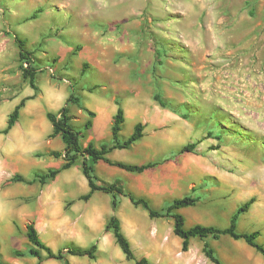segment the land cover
<instances>
[{"label": "rangeland", "instance_id": "374dc122", "mask_svg": "<svg viewBox=\"0 0 264 264\" xmlns=\"http://www.w3.org/2000/svg\"><path fill=\"white\" fill-rule=\"evenodd\" d=\"M13 36L33 52L36 93L22 79ZM71 86L80 99L68 106L71 124L84 132L83 146L111 144L116 100L125 118L120 141L137 123L144 126L139 147L113 150L108 158L133 165L159 162L139 174V196L155 197L162 185L170 191L162 205L150 201L153 208L194 189L196 205L178 211L185 227L226 228L236 208L254 198L237 230L259 232L257 242L264 246V0H0V256L6 264L37 263L13 255L27 248V224H34L40 241L54 252L87 248L98 237L91 207L108 200L111 208L105 193L95 192L94 201V193L87 201L79 199L89 190L81 160L42 186L10 182L15 174L30 180L35 172L63 165L48 155L62 152L63 143L49 137L46 113L64 105ZM155 94L165 107L153 100ZM25 98L17 119L25 137L11 141L12 131L3 133L7 118ZM29 104L40 109L33 138L27 136L24 111ZM86 121L92 124L88 131ZM197 141L192 152L178 154ZM120 172L133 175L103 162L95 166L98 183L120 181L129 190ZM123 199L128 200L120 196L118 208ZM163 222L173 235L172 221ZM165 242L173 245L168 237ZM200 244L193 239L190 254ZM84 260L68 257L69 264ZM149 262L168 264L166 256Z\"/></svg>", "mask_w": 264, "mask_h": 264}, {"label": "trees", "instance_id": "16d2710c", "mask_svg": "<svg viewBox=\"0 0 264 264\" xmlns=\"http://www.w3.org/2000/svg\"><path fill=\"white\" fill-rule=\"evenodd\" d=\"M34 18L35 14H32L30 19ZM13 39L18 50V63L22 79L26 81L28 86L36 93L38 92L36 77L39 73V69L36 66V60L33 57V52L26 49V41L24 39H21L18 36H13ZM84 69L85 66H83L81 71L82 74L84 73ZM73 88L74 86H71L69 96L65 100L64 105L56 113H46V119L51 124L52 130L49 137L54 138L58 136L63 143L62 152H50L48 155L56 159L61 158L63 160V165L61 168L50 169L44 173L35 172L33 178L30 180L15 174L11 177L10 182L22 183L25 185H31L37 182L42 186L50 181H53L60 171L71 168L78 160H81V173L86 179L89 190L87 194L81 196L79 199L82 201H87L95 192L105 193L111 197V210L113 214L106 222L104 226V232H110L113 235L115 243L125 256V259L127 261L133 262V264L153 263L149 262L146 258L137 259L133 254L129 241L121 231L119 220L114 215V212L119 205L120 196L127 198L132 206L139 207L140 209L144 210L147 213L148 218L151 220H171L172 232L181 240L182 252L188 251L190 240L197 238L202 242V253L209 260V262L212 264H223L218 259L214 249L210 246L207 239L216 241L222 236H228L235 241H243L249 247L253 248L257 253H259L264 260V246L257 242L259 232L254 231L244 233L238 232L237 230V221L239 217L248 211L250 205L254 203V198H251L243 205H240L236 208V210L231 215L229 224L226 228H218L212 225L205 226L200 224L186 228L184 217L178 213V211L181 209L194 207L196 205L199 199L198 197L192 195L195 192L194 189L191 190L190 194L184 195L181 198H176L169 204L159 209H155L152 207L149 199L143 196H136L131 191L126 190L120 181H114L110 184L98 183V178L95 174V166L99 162H103L109 167L117 168L133 174H142L150 169H153L159 165V162L150 161L140 165H133L120 161H112L107 158V155L113 150L129 149L143 137L144 126L141 123H137L133 128V132L125 140L120 141V131L125 118L119 100L115 101L117 108L115 114L112 117V123L110 127L112 141L111 144L101 145L99 148H97L91 142H89L83 146L81 144V140L84 138V132L75 129L72 126V116L70 115L68 107L69 104L79 105L80 99L78 96H75ZM27 99L29 98L22 99L8 116L6 127L3 131L4 134H7L15 125L19 117V110L23 107L24 101ZM153 100L161 107H165V103L157 94L153 96ZM88 115L91 117L95 116V114L92 112H88ZM91 125L92 124L90 121H86L83 125V130L88 131L91 128ZM199 142L200 141L184 145L179 150L178 154L192 152ZM25 237L28 243L27 248L23 252L16 250L13 252V255L17 258L24 256L34 258L37 260L36 264H41L43 261L47 260H55L61 264H69L68 257H85L90 260L96 259V244H92L87 248L69 246L59 249L56 252L52 251L40 241L33 223L26 225ZM42 253H44V255ZM0 264H6L1 261V256Z\"/></svg>", "mask_w": 264, "mask_h": 264}, {"label": "crops", "instance_id": "0c3cea01", "mask_svg": "<svg viewBox=\"0 0 264 264\" xmlns=\"http://www.w3.org/2000/svg\"><path fill=\"white\" fill-rule=\"evenodd\" d=\"M25 113L29 118L27 136L33 138L36 137L37 132L35 130L34 119L37 114H40V109L35 104L27 105L24 109ZM134 114H139V107L136 108ZM38 114V117H39ZM36 115V116H35ZM41 116V115H40ZM12 133L9 136L11 141H22L25 137L23 129L20 128L19 122L17 121L11 129ZM133 132V131H132ZM2 141V139L0 138ZM3 144V142H2ZM136 144V143H135ZM139 147V141L136 146ZM151 149V146H146ZM109 155H107L108 158ZM109 159V158H108ZM144 164V163H143ZM139 165V164H137ZM122 173L121 175L125 180H128V189L135 195L139 196V174H127ZM145 173V172H144ZM143 174V173H142ZM166 186H169L171 182L169 178L165 180ZM164 184V183H162ZM164 186V185H162ZM161 186V190L157 196H152L150 193L145 194L149 201L155 204L162 205L164 201L168 200L170 191L167 188ZM96 193L93 194L91 200L97 197ZM129 200L123 199V207L119 208L114 212V215L118 218L120 228L124 236L129 241L130 247L133 254L138 258H146L149 261L156 262L161 257L167 258L168 264H212L202 253V245L196 247L195 253L190 254L193 246V239L190 240L189 249L186 252L181 251V240L174 234L166 230L163 219H153L152 222L146 221V217L141 213L139 207L129 206ZM108 200L104 202L103 206L91 207V223L94 225L95 235H97V252L96 259L89 260L86 258L83 264H126V259L113 238V235L104 232V225L113 214L111 208L107 206ZM121 203V204H122ZM151 220V219H150ZM170 230L172 231V225L170 223ZM168 237L172 241L173 245L165 242V238ZM228 239L212 240L211 247L214 249L215 242L221 240V247L219 251H215L218 259L223 264H264L262 256L257 253L253 248L247 244L240 243L241 240L235 241L228 236ZM243 242V241H242ZM257 253L260 256H257ZM42 264H60L57 261L47 260Z\"/></svg>", "mask_w": 264, "mask_h": 264}, {"label": "bare ground", "instance_id": "6f19581e", "mask_svg": "<svg viewBox=\"0 0 264 264\" xmlns=\"http://www.w3.org/2000/svg\"><path fill=\"white\" fill-rule=\"evenodd\" d=\"M1 141V140H0ZM2 145V143H0V146ZM34 145V144H33Z\"/></svg>", "mask_w": 264, "mask_h": 264}]
</instances>
